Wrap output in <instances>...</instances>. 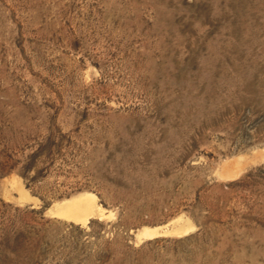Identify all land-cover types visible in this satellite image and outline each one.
Instances as JSON below:
<instances>
[{"label": "rangeland", "instance_id": "rangeland-1", "mask_svg": "<svg viewBox=\"0 0 264 264\" xmlns=\"http://www.w3.org/2000/svg\"><path fill=\"white\" fill-rule=\"evenodd\" d=\"M0 264H264V0H0Z\"/></svg>", "mask_w": 264, "mask_h": 264}, {"label": "bare ground", "instance_id": "bare-ground-1", "mask_svg": "<svg viewBox=\"0 0 264 264\" xmlns=\"http://www.w3.org/2000/svg\"><path fill=\"white\" fill-rule=\"evenodd\" d=\"M91 200H92L91 196L85 195L82 199H79V201L75 203L73 202V204L68 209H64L62 213L69 214L72 216H79L80 214L82 215V214L90 213L89 211L91 210ZM145 230L146 233H150V234L155 233V231L152 229L150 230L145 229Z\"/></svg>", "mask_w": 264, "mask_h": 264}]
</instances>
